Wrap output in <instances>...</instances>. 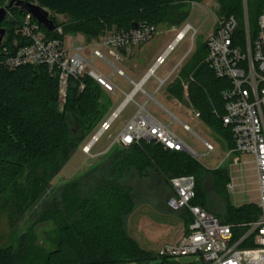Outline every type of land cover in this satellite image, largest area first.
<instances>
[{"label": "trees", "instance_id": "trees-1", "mask_svg": "<svg viewBox=\"0 0 264 264\" xmlns=\"http://www.w3.org/2000/svg\"><path fill=\"white\" fill-rule=\"evenodd\" d=\"M5 1L0 0V6ZM35 1L68 17V21L62 24L65 34L71 30L74 35L82 33L92 40L100 38L113 27L129 29L134 22L152 26L164 23L181 26L190 15L189 9H184L186 4L198 0ZM220 2L227 12L224 16L235 15L242 26V0ZM248 7L251 24L255 28L259 15L264 11V0H248ZM10 12L12 17L7 14L2 23L8 31L6 42L13 39L16 25L25 16V12L19 9ZM4 44L0 47V60L6 55ZM205 57L204 53L195 55L184 69L186 76L193 73L196 79V82H190L189 96L195 109L200 111L201 118L222 133L231 146L233 140L229 129L213 113V106L220 113L224 112L221 91L229 84L215 76L204 63ZM85 82L86 88L80 91V81L71 80L65 109L60 112L58 77L52 76L47 67H0V200L11 194L22 208L39 202L51 181L62 171L71 152L84 141L108 103L101 101V95H108L99 86L91 79H85ZM182 88L178 81L169 88V92L182 97ZM150 169L157 171L166 182L170 178L194 176L197 196L193 203L212 213L210 194L204 185V176L211 174L213 191L221 197L226 208L225 218L213 214L224 223L251 222L260 215V208L254 203L236 207L229 202V168L208 169L187 152L164 149L155 141L144 140L140 144L115 147L97 164L66 184V191L73 190L78 194L82 181L91 174L98 176L83 196H76L75 210L65 215V220L59 224L54 249L39 261L33 259L28 245L24 250L0 248V264L149 263L154 257H150L127 230L124 217L134 211L136 204L123 178L132 171L147 176ZM174 212L181 216L185 231H188L192 222L189 210ZM244 230L236 228V235ZM162 259L174 264L170 261L172 259Z\"/></svg>", "mask_w": 264, "mask_h": 264}, {"label": "built area", "instance_id": "built-area-1", "mask_svg": "<svg viewBox=\"0 0 264 264\" xmlns=\"http://www.w3.org/2000/svg\"><path fill=\"white\" fill-rule=\"evenodd\" d=\"M242 4L243 25L241 26L235 15L221 17L215 32L207 40L208 53L204 63L217 78L226 80L229 84L221 91L224 112L220 113L218 108L213 106V113L221 120L223 126L229 129L233 140V145L227 147L225 158L218 167L224 165L237 152L255 157L259 185L257 205L260 208V215L257 220L251 222L224 223L215 214L193 203L197 196L194 176L170 178L167 184L172 194L167 199V205L173 211L188 209L192 222L188 231L176 242L166 244L159 250L158 256L161 258L175 259L200 255L205 264H264V11L259 15L257 26L254 28L250 20L248 0H243ZM8 14L11 18L10 11ZM182 25L141 81L129 79L134 85L132 91L125 93L126 96L117 110L109 119L101 122L99 130L84 146L83 150L86 153L91 154L101 138L112 129L126 105L135 102L138 93L147 95L148 102L154 99V93L159 92L175 73L178 75L181 72L183 63L194 50L193 40L197 32L189 22ZM176 28L177 26H173L172 30ZM156 33L157 26L143 23H138L136 28L107 29L101 40L92 46L91 56L87 57L84 54V46L71 48L66 45L64 40L66 34L62 25L48 31L33 16L25 13L22 21L16 25L13 39L3 46L6 55L0 60V67L8 69L21 66L47 67L52 76L58 77V109L63 112L72 79L80 81V91L86 88L85 79H91L105 94L116 92L118 87L114 75L107 74L95 66L92 63L93 59L113 66L114 74L127 77L126 73L105 55L103 48L122 60L123 56L117 51L131 52L134 46L150 41ZM188 34L192 41L190 49L171 71L158 79L154 93L146 92L143 85L156 75L158 68L166 62V58ZM189 79L190 82H196L193 73L189 75ZM185 98L191 104L190 113L193 117L201 118L200 111L195 109L190 101L188 85H185ZM147 102L137 103L138 108L133 116L104 152L117 146L127 147L146 140L155 141L164 149L187 152L193 157H198L200 154L172 129L171 123H166L151 113L147 108ZM173 119H177V116L173 115ZM181 123L185 130L194 133L188 123L183 121ZM198 137L207 150L206 154L215 150L212 142ZM239 161V157H235L232 163ZM236 188L237 185L230 178L227 184L228 191L235 192ZM236 228L245 230L236 235Z\"/></svg>", "mask_w": 264, "mask_h": 264}, {"label": "rangeland", "instance_id": "rangeland-1", "mask_svg": "<svg viewBox=\"0 0 264 264\" xmlns=\"http://www.w3.org/2000/svg\"><path fill=\"white\" fill-rule=\"evenodd\" d=\"M184 9L190 11L186 21L191 23L197 30L193 40L194 50L183 63L181 72L178 75L175 73L159 92L154 93V87L158 79L171 71L178 63L179 58L183 57L190 49L192 41L190 34H188L166 58V62L158 68L156 75L143 85V88L149 94L154 93V99L147 102V108L151 113L164 122L171 123L172 129L200 154L198 157H194L195 159L208 169H216L225 158L227 147L232 145L229 146L228 140L224 138L222 133L211 128L203 118L193 117L190 113L191 104L185 98V85H188L190 89V74L186 76L184 69L188 67V62L195 55L204 53L207 56V40L215 32L218 20L227 12L225 13L220 0L190 1ZM182 26L171 30L173 26L170 23L158 25L156 35L150 41L134 46L131 52L117 51L123 56L122 60L112 56L108 49L103 48L102 50L116 67L124 70L135 81H140L157 55L165 50ZM67 32L64 37L66 45L71 48L84 46V53L87 57H90L91 52L88 42L95 45L97 41L101 40V37L89 40L82 33H78L81 35H74L71 30ZM93 64L105 73L114 75L118 87L116 92L108 96L101 95V101L109 104L107 103L105 110L101 113L99 119L95 121V125L88 131L84 141L71 152L70 158L65 163L62 171L51 181L49 189L43 194L39 202L29 208H22L14 201L11 194L2 197L0 200V248L12 247L24 250L30 246L32 249H30V254L33 259H39L40 261L43 256L56 247L59 224L65 220V215L75 210L76 196L78 194L83 196L98 176L91 174L82 181L83 185L79 187L78 194L75 191L72 192L73 190L66 191V184L97 164L101 158L108 155L115 148L104 152L113 138L133 116L138 104L147 99V95L142 92L138 93L135 96L136 103L130 102L127 104L115 120L112 129L101 138L100 142L92 149L91 154L86 153L83 150L85 144L99 130L101 122L109 119L113 112L117 110L126 96L125 93H129L134 87L127 77L114 74L113 66L99 59H93ZM178 81L183 87L182 97H176L169 92V88ZM173 115L177 116V119H173ZM180 120L188 123L194 133L185 130ZM198 136L210 140L216 146V149L206 154L207 150ZM235 157H239L240 161L238 163H232ZM221 167L229 168L230 178L237 185L235 192H229L227 189L229 202L236 207L250 203L257 205L259 185L255 157L251 154L237 152ZM123 182L130 187L136 204L134 211L128 217H124L128 233L150 254V257L154 258L149 263L132 261L120 264H170L169 261L165 262L159 257L158 252L164 245L174 243L178 239L184 232L185 224L181 216L167 205V199L171 194L167 182L154 169H150L147 176H140L133 171L128 172L124 175ZM204 185L210 194L212 213L225 218L226 208L221 197L213 191L211 174L206 173L204 176ZM170 261H173L174 264H205L200 255L183 256Z\"/></svg>", "mask_w": 264, "mask_h": 264}, {"label": "water", "instance_id": "water-1", "mask_svg": "<svg viewBox=\"0 0 264 264\" xmlns=\"http://www.w3.org/2000/svg\"><path fill=\"white\" fill-rule=\"evenodd\" d=\"M19 9L33 16L47 30L53 31L58 25H62L68 21V17L58 14L52 9L42 5L35 0H6L0 6V47L6 42L8 31L2 25L9 11ZM138 24L134 22L132 28H136Z\"/></svg>", "mask_w": 264, "mask_h": 264}, {"label": "crops", "instance_id": "crops-1", "mask_svg": "<svg viewBox=\"0 0 264 264\" xmlns=\"http://www.w3.org/2000/svg\"><path fill=\"white\" fill-rule=\"evenodd\" d=\"M187 19H188V18H187ZM187 19H186V20H187ZM186 20H185V21H186ZM186 22H187V21H186ZM186 22H184V23H186ZM184 23H183V24H184ZM177 27H179V26H177ZM171 30H172V29H171ZM78 35H81V34H78ZM64 40H65V39H64ZM65 43H66V40H65ZM88 43H89V46L91 47V52H90V56H91V53H92V46H93V44H92L91 42H88ZM169 43H170V42H169ZM169 43H168V44H169ZM167 46H168V45H167ZM68 47H69V46H68ZM84 54H85V53H84ZM159 55H160V54H159ZM157 57H158V55H157ZM157 57H156V58H157ZM156 58H155V60H156ZM181 58H182V57H180L178 61H180ZM155 60H154V61H155ZM92 63H93V60H92ZM153 63H154V62H153ZM152 65H153V64H152ZM152 65H151V66H152ZM151 66H150V67H151ZM150 67H149V68H150ZM149 68H148V69H149ZM148 69H147V71H148ZM123 71H124V70H123ZM147 71H146V72H147ZM124 72H125V71H124ZM146 72H145V73H146ZM125 73H126V72H125ZM145 73H144V75H145ZM126 75H127V73H126ZM144 75H143V76H144ZM143 76L141 77V79L143 78ZM127 78L130 79V80L135 81L133 78L129 77L128 75H127ZM140 81H141V80H140ZM135 82H139V81H135ZM146 102H147V99H146L143 103H140V104H144V103H146ZM136 110H137V109H136ZM136 110H135V111H136ZM135 111L133 112V114L135 113ZM206 140H207V139H206ZM208 141H210V140H208ZM210 142H211V141H210ZM215 149H216V146H215ZM185 232H186V231H185V229H184V232H183V233H185ZM183 233H182V234H183ZM182 234L178 237V239L182 236ZM178 239H176L175 242H176Z\"/></svg>", "mask_w": 264, "mask_h": 264}]
</instances>
